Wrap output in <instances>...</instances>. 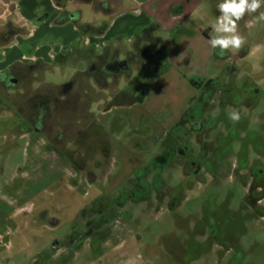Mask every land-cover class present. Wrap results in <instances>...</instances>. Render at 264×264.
Returning a JSON list of instances; mask_svg holds the SVG:
<instances>
[{
    "label": "rangeland",
    "instance_id": "374dc122",
    "mask_svg": "<svg viewBox=\"0 0 264 264\" xmlns=\"http://www.w3.org/2000/svg\"><path fill=\"white\" fill-rule=\"evenodd\" d=\"M18 1L0 0V264H264V22L245 16L246 43L221 57L208 43L220 0L177 1L156 47L142 31L97 55L54 48L50 30L33 42L46 47L18 46L39 22ZM99 19L86 11L79 24ZM76 25L66 27L74 37ZM177 75L187 86L166 91ZM152 79L147 104L122 106ZM195 94L130 187L106 189L146 158L122 150L127 138L160 141L154 121ZM96 192L105 197L77 219Z\"/></svg>",
    "mask_w": 264,
    "mask_h": 264
},
{
    "label": "crops",
    "instance_id": "0c3cea01",
    "mask_svg": "<svg viewBox=\"0 0 264 264\" xmlns=\"http://www.w3.org/2000/svg\"><path fill=\"white\" fill-rule=\"evenodd\" d=\"M172 1V4H170ZM177 1H191V0H19L18 1V12L27 18L30 21H39L37 25L34 26V31L28 38H23L18 34L17 37V45H25L27 47H41V45H33L35 39L38 36L45 37L49 35L51 32L54 33L57 37V44H52L54 48L64 49V48H94L97 55H100L105 48L116 46L119 43L125 44V37L128 36V42L132 45L138 34L140 32H144L147 29H151L154 39L156 31H165L173 29L172 19L173 15L171 13V7ZM136 4V7L133 5ZM88 11L91 15H96L102 17L98 21H93V23L88 22L87 24L80 25L81 20L84 17L85 12ZM196 8H193V4L189 9V13H194ZM45 15L47 18L43 21L41 17ZM131 18V19H130ZM141 18V23L143 30H139L136 34L137 27L140 26L139 20ZM76 23L79 27L74 26L73 32H75L78 36H73L68 34L66 31V27L69 23ZM48 24V25H47ZM43 30L49 31L45 33V36H42L44 33ZM200 44L206 43L202 39H198L197 41ZM157 43V42H156ZM47 44H51L48 43ZM126 45V44H125ZM127 45V46H130ZM46 47L42 45L41 48ZM156 47V45L154 46ZM207 52V51H206ZM37 53V52H36ZM43 54V53H42ZM159 54V53H158ZM163 58V52L160 53ZM12 58V57H11ZM42 58V57H41ZM15 58L9 60L13 61ZM159 60V62H160ZM163 76H168L170 71L167 68L163 69L162 72ZM152 79L143 89L136 94L133 95L134 102L129 105H122L124 107L127 106H136V105H144L149 102L150 98L148 97L147 90L151 87ZM174 82H169L166 84L165 89L168 91L169 89H176L182 88L187 86V82L181 75H177ZM186 82V83H185ZM189 86V85H188ZM190 88L193 90L196 87H193V84H190ZM201 90V88H199ZM165 90L162 89L160 92H156L155 94H165ZM162 92V93H161ZM199 93V90H198ZM161 95H159L161 97ZM162 95V96H163ZM198 94H195L191 97V100L185 101L180 106L171 104L173 110L169 109L166 106L167 112L169 115L165 116L167 119L163 120L158 117L157 122L155 124L163 129V136L160 141L154 143L152 142L151 145L148 147V137H146L139 148H135L133 142L135 141L134 137L127 138V147L122 148L124 151L136 150L140 153L146 155L145 160L142 161L139 166L137 175L135 172H130L128 178L122 181L121 184H117V182H113L111 177L106 178V189L111 188L112 186H116L114 188V192L118 193L121 188H125L126 190L130 187L132 182L136 180L139 174L145 169L146 164L149 162L150 159L153 158L154 152H157L159 149H163L165 146L166 138L171 134V132L178 128L179 126L183 125L184 117L186 113L190 110L194 102L198 98ZM155 104H151L154 108L159 107V103L157 101L153 102ZM165 106V105H164ZM175 109H177L175 111ZM156 113L155 111H152ZM163 120V121H162ZM159 123V124H158ZM150 132H147L146 135H149ZM147 141V143H146ZM118 152H116V157L118 156ZM128 157V156H127ZM123 159V158H122ZM124 166L121 165L118 167L119 174L124 172ZM116 175V174H115ZM98 181L97 179L91 180V182ZM105 185V186H106ZM118 186V187H117ZM120 189V190H119ZM103 197H105L100 192H96L92 202L88 206H83L79 209L76 218L78 219L83 212L88 208L90 205H94L96 202L100 201ZM110 199H115V197L106 196Z\"/></svg>",
    "mask_w": 264,
    "mask_h": 264
},
{
    "label": "clouds",
    "instance_id": "9594fccd",
    "mask_svg": "<svg viewBox=\"0 0 264 264\" xmlns=\"http://www.w3.org/2000/svg\"><path fill=\"white\" fill-rule=\"evenodd\" d=\"M216 7L219 15L213 25L214 35L208 43L212 49H218L217 54L223 57L229 50H239L246 43V38L239 32V21L250 16V26L264 22V11H261L264 0H220ZM256 13L258 15H253ZM229 118L238 121L240 116L237 111L232 110Z\"/></svg>",
    "mask_w": 264,
    "mask_h": 264
},
{
    "label": "trees",
    "instance_id": "16d2710c",
    "mask_svg": "<svg viewBox=\"0 0 264 264\" xmlns=\"http://www.w3.org/2000/svg\"><path fill=\"white\" fill-rule=\"evenodd\" d=\"M144 36L146 37V41L148 43H151L153 46H155V42L156 40L154 39V36H153V33H152V30L151 29H147L144 31ZM146 49V48H145ZM145 49H142L143 51ZM160 59V58H159ZM134 102V99H132V101L130 102V104H132ZM87 209V208H86Z\"/></svg>",
    "mask_w": 264,
    "mask_h": 264
},
{
    "label": "flooded vegetation",
    "instance_id": "af4514ba",
    "mask_svg": "<svg viewBox=\"0 0 264 264\" xmlns=\"http://www.w3.org/2000/svg\"><path fill=\"white\" fill-rule=\"evenodd\" d=\"M8 2H9V0H8ZM1 3H2L4 6H6V5H7V4H5V2H1ZM8 9H9V3H8ZM5 27H7V28H8V27H9V25H8V24H6V25H5ZM6 32H8V31H6V30H3L0 36H2V37L5 39V40H8V39H7V37H6V36H7V35H6ZM17 35H18V34H17ZM8 41H9V40H8ZM181 150H182V149H181ZM183 150H184V149H183ZM185 155H187V152H185ZM185 155L183 154V156H185Z\"/></svg>",
    "mask_w": 264,
    "mask_h": 264
}]
</instances>
